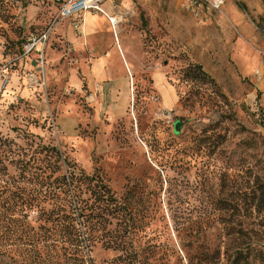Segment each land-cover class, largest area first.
<instances>
[{
  "label": "rangeland",
  "instance_id": "1",
  "mask_svg": "<svg viewBox=\"0 0 264 264\" xmlns=\"http://www.w3.org/2000/svg\"><path fill=\"white\" fill-rule=\"evenodd\" d=\"M139 2L106 15L118 20L113 28L137 33L124 91L93 78L98 54L59 24L43 68L20 64L26 37L45 30L56 10L52 0H0V67L8 75L0 81V179L29 196L37 176L51 171L54 148L63 171L97 176L115 202L108 212L100 206L107 220L94 227L90 248L81 234L88 263L231 264L250 245L249 261L262 264L252 256L264 248L263 0H223L237 59L185 0H151V16L163 19L153 25ZM172 18L181 21L174 43ZM192 65L209 79L191 76Z\"/></svg>",
  "mask_w": 264,
  "mask_h": 264
},
{
  "label": "trees",
  "instance_id": "2",
  "mask_svg": "<svg viewBox=\"0 0 264 264\" xmlns=\"http://www.w3.org/2000/svg\"><path fill=\"white\" fill-rule=\"evenodd\" d=\"M190 68L191 76L209 79L199 65ZM52 151L55 161L51 171L37 176L29 196L24 194V187L0 179V264H92L82 255L81 234L86 235L90 248L98 230L94 227L107 220L100 206L108 212L115 201L97 176L73 169L63 171L55 164L57 151ZM4 169L0 165L1 173ZM85 193L88 198H84ZM32 211L34 219L29 216ZM263 249L252 256L254 263L258 256L263 264ZM250 251L251 246H245L231 264H252Z\"/></svg>",
  "mask_w": 264,
  "mask_h": 264
},
{
  "label": "crops",
  "instance_id": "3",
  "mask_svg": "<svg viewBox=\"0 0 264 264\" xmlns=\"http://www.w3.org/2000/svg\"><path fill=\"white\" fill-rule=\"evenodd\" d=\"M132 1L133 0H116L118 4H115V6L113 5V0L104 1L101 4V9L103 10L104 14L99 13L98 15H96L91 13L90 11H85L82 13L79 19L80 23L77 28H74L72 25L73 19H65L57 26V28H59L58 31H62L68 28V37L72 40H74V37L73 32L71 31L75 30V32L78 34V37L76 38L77 42L79 44L85 43L86 47L92 49L98 54L97 58L93 60L92 64V76L93 78H95V80H99L100 82H104L106 84H112L113 88L119 87L124 91L129 85L128 75H130L132 78L133 65L131 56L138 53L137 33L132 30L133 28L129 29V26L126 27V29H123V26L113 28L109 21L106 19V15L115 13L114 10L116 9L118 11L131 9L133 5ZM139 4L143 8V10L146 11L145 15L149 17V23H151V25L154 24V21L158 22L159 24H163V19L161 17L151 16L154 12V10L152 9L151 0H140ZM185 5L189 10L190 15L193 16L194 19H198L199 24L205 26L204 28H217V30L214 31L215 34H211L212 40L214 42H221L220 48H223L224 51L230 48L231 57L236 56L235 58L237 59L238 46L236 40H233L235 39L234 35L236 34L234 33V31L232 32L230 30L232 27H234V22L233 20L227 18V16L225 15L226 12L221 9V11L219 12L221 13V15L216 14L213 16L212 14L215 12L217 13V11L207 12L201 9L199 14L197 16H194L190 11L189 0H185ZM52 7L56 10L54 4L52 5ZM225 10L228 11L230 17H234V21L236 23H243V17H240L237 13L239 11L235 12L231 9ZM242 14L245 16L244 12H242ZM133 20L134 19L130 18V22ZM177 20L174 18L171 19L170 25L172 26V28L166 26L167 31L169 32L168 40L172 43L178 41L180 38L179 31H181V21L179 19ZM142 22L144 23V21H141V23ZM201 30L202 28H199L197 30L198 34H200ZM186 32L189 33L188 30ZM228 39L234 41L230 45V47L223 43L227 42ZM101 43H103V45ZM134 44L137 45V50H134L135 47L132 46ZM46 47L47 46H45V48L38 47L35 52L30 53L27 57L21 58L20 64L24 62L25 67L36 69L43 68ZM175 104L176 103L171 101L170 104L167 105V107H173ZM164 106H166L165 103Z\"/></svg>",
  "mask_w": 264,
  "mask_h": 264
},
{
  "label": "built area",
  "instance_id": "4",
  "mask_svg": "<svg viewBox=\"0 0 264 264\" xmlns=\"http://www.w3.org/2000/svg\"><path fill=\"white\" fill-rule=\"evenodd\" d=\"M104 1L111 0H52L56 11L53 18L51 19L48 27L41 31L40 33H30L24 43L21 46L20 54L18 59L27 57L30 53L35 52L38 47L44 48L51 32L54 27L58 25L61 21L65 19H73L72 25L74 28H77L80 21V17L83 12L90 11L93 14L103 13L101 9V4ZM190 1V11L194 16H197L199 12L204 11H221L223 5V0H189ZM110 24L113 26L118 20L114 17L113 21L110 17ZM114 27V26H113ZM6 66L0 67V81L3 87L8 82V75L6 74ZM254 74L259 77V71L256 70Z\"/></svg>",
  "mask_w": 264,
  "mask_h": 264
},
{
  "label": "bare ground",
  "instance_id": "5",
  "mask_svg": "<svg viewBox=\"0 0 264 264\" xmlns=\"http://www.w3.org/2000/svg\"><path fill=\"white\" fill-rule=\"evenodd\" d=\"M111 19H112V21H113V18H111ZM109 21H110V20H109ZM116 23H117V22H116ZM116 23H114V24H113V26H115V25H116Z\"/></svg>",
  "mask_w": 264,
  "mask_h": 264
}]
</instances>
